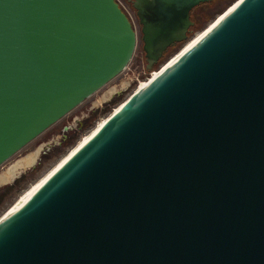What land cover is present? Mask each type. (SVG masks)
<instances>
[{
	"label": "water",
	"instance_id": "95a60500",
	"mask_svg": "<svg viewBox=\"0 0 264 264\" xmlns=\"http://www.w3.org/2000/svg\"><path fill=\"white\" fill-rule=\"evenodd\" d=\"M212 1H136L148 71ZM136 44L117 0H0V166L121 74ZM171 57L1 216L0 264H264V0Z\"/></svg>",
	"mask_w": 264,
	"mask_h": 264
},
{
	"label": "rangeland",
	"instance_id": "374dc122",
	"mask_svg": "<svg viewBox=\"0 0 264 264\" xmlns=\"http://www.w3.org/2000/svg\"><path fill=\"white\" fill-rule=\"evenodd\" d=\"M231 2H233V0H227L225 6H228ZM225 6L217 3L210 9L199 6L193 10L190 14V19L199 29L190 33L188 37L194 38L198 33L204 30L218 17ZM124 9L128 12L130 21L137 35L136 49L130 63L116 78L90 98L86 99L82 104L0 166V198L3 196L0 201V216L19 199L30 185L49 170L83 135L89 132L98 121L108 115L115 106L124 101L134 91L140 81L148 78L151 73L156 70L154 69L155 67H153L151 71L146 69V61L140 39V27L133 13L126 8V6ZM184 45L179 44L176 50L178 51ZM177 51L170 53L168 58ZM165 60V58L162 59L158 65L161 66ZM112 88L116 89L114 94L104 100L106 95L111 93L110 89ZM66 136L67 138L65 140L64 137ZM36 154L35 163L30 166ZM11 165L12 167H10ZM28 166L30 167L27 168ZM9 167L12 168V174L10 176L6 175L7 170L10 169ZM23 169L26 170L23 171ZM20 170L21 172L17 174L16 172ZM15 173L16 177L10 181ZM13 184H15V187L12 192L4 194L5 189Z\"/></svg>",
	"mask_w": 264,
	"mask_h": 264
},
{
	"label": "bare ground",
	"instance_id": "6f19581e",
	"mask_svg": "<svg viewBox=\"0 0 264 264\" xmlns=\"http://www.w3.org/2000/svg\"><path fill=\"white\" fill-rule=\"evenodd\" d=\"M240 1L242 0H237L233 5H230L226 11L212 21L204 30H202L200 33H198L194 38H191L189 41L186 42V44L174 55L171 57V59L166 63V65H169L172 61H174L179 55H181L185 50H187L191 45H193L202 35H204L208 30H210L214 25H216L223 17L226 15L230 10H232ZM157 71H154L151 73V75L146 78L143 81H140L134 91L125 99L127 100L128 98L132 97L137 91H139L142 87H144L147 83V81L155 77L157 75ZM111 93L106 95L105 99L109 96H111L115 88L110 89ZM103 100V101H104ZM124 100V101H125ZM119 103L117 106L113 108V110L106 115L104 118H102L100 121L96 123V125L85 135H83L77 143L70 148L49 170H47L42 176H40L32 185L29 186V188L23 192V194L17 199L5 213H9L13 211L14 209L20 207L25 201H27L42 185L47 181V179L65 162L69 157H71L92 135H94L107 121L108 119L118 111V109L122 106L123 102ZM23 162V161H22ZM23 166V165H22ZM24 168V167H23ZM12 174V168L7 170L6 175L10 176ZM5 175V174H4ZM5 175V176H6ZM9 179V178H8ZM4 214V213H3ZM1 218V216H0Z\"/></svg>",
	"mask_w": 264,
	"mask_h": 264
},
{
	"label": "trees",
	"instance_id": "16d2710c",
	"mask_svg": "<svg viewBox=\"0 0 264 264\" xmlns=\"http://www.w3.org/2000/svg\"><path fill=\"white\" fill-rule=\"evenodd\" d=\"M227 0H213L212 2H210V3H205V4H201V5H199V6H204V7H206V8H208V9H210L211 7H213V6H215L217 3H219L220 5H222V6H225L226 5V2ZM198 6V7H199ZM227 6H225L224 7V9L226 8ZM197 8V7H196ZM195 8V9H196ZM194 9V10H195ZM223 9V10H224ZM199 29V27L198 26H196L195 25V23H194V25H193V27L190 29V33H192L193 31H195V30H198ZM189 33V34H190ZM178 46H179V44H175V45H172L171 47H169V49L163 54V56H162V58L160 59V61L162 60V59H167L168 58V56L170 55V53H172L173 51H177L176 49L178 48ZM159 61V62H160ZM159 62L157 63V65L156 66H154L155 68L154 69H156L157 68V66H159L158 64H159ZM71 140V139H70ZM69 140V141H70ZM69 141H67V142H69ZM17 183V182H16ZM15 183V184H16ZM15 184H13L12 186H8L6 189H5V193L4 194H6L7 192H12V190L14 189V187H15ZM2 198H3V196L0 198V201L2 200Z\"/></svg>",
	"mask_w": 264,
	"mask_h": 264
},
{
	"label": "flooded vegetation",
	"instance_id": "af4514ba",
	"mask_svg": "<svg viewBox=\"0 0 264 264\" xmlns=\"http://www.w3.org/2000/svg\"><path fill=\"white\" fill-rule=\"evenodd\" d=\"M136 1L137 0H117V2L119 3V5H121L123 8L126 6V8H128L132 13H133V15H134V18L136 19V21H137V24L139 25V27H140V24H139V19H138V17H137V12H136V10H135V8H134V4L136 3ZM124 5H123V4ZM125 10V9H124ZM194 10V9H193ZM192 10V11H193ZM126 11V10H125ZM127 12V11H126ZM193 22V21H192ZM194 24V23H193ZM140 29H141V27H140ZM116 90V89H115ZM115 92V91H114ZM114 94V93H113ZM66 138H67V136L66 137H64V139L66 140ZM36 156H37V154L36 155H34V160H33V162H32V164L30 165V166H32L34 163H35V160H36ZM13 165V164H12ZM12 165L10 166V167H12ZM30 166H28L27 168H29ZM9 167V168H10ZM8 168V169H9ZM26 168V169H27ZM26 169H23V171L24 170H26ZM19 172H21V170L20 171H18V172H16L17 174L19 173ZM16 173H15V175L13 176V178L10 180V181H12L15 177H16ZM10 181H7V182H10Z\"/></svg>",
	"mask_w": 264,
	"mask_h": 264
},
{
	"label": "built area",
	"instance_id": "2783aa9c",
	"mask_svg": "<svg viewBox=\"0 0 264 264\" xmlns=\"http://www.w3.org/2000/svg\"><path fill=\"white\" fill-rule=\"evenodd\" d=\"M119 4V3H118ZM120 7L124 10V8L120 5ZM124 13L128 16V18H129V15H128V12H126L125 10H124ZM130 19V18H129Z\"/></svg>",
	"mask_w": 264,
	"mask_h": 264
}]
</instances>
